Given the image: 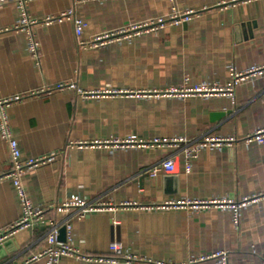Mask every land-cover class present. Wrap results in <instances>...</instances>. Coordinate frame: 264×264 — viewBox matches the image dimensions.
Here are the masks:
<instances>
[{
    "label": "crops",
    "instance_id": "crops-1",
    "mask_svg": "<svg viewBox=\"0 0 264 264\" xmlns=\"http://www.w3.org/2000/svg\"><path fill=\"white\" fill-rule=\"evenodd\" d=\"M73 6L84 20L82 39L142 24L174 13L190 18L156 31L102 46L78 43L70 20L44 23ZM31 32L39 42V64L27 50L28 31L16 29L21 12L0 4V97L31 94L7 108L21 157L54 153L52 161L26 172L30 201L47 217L72 222L70 245L81 257L58 264H264V141L245 137L264 125V73L247 74L231 94L167 95L169 88L215 83L231 85L230 67L246 72L264 63V0H28ZM74 81L94 90L111 87L130 94L83 96L57 89ZM49 87V90H43ZM42 90V91H41ZM233 137L220 150L205 148L184 170L150 177L146 169L174 154L170 146L111 148L74 143L109 138ZM9 167L0 139V173ZM71 195L87 200L136 201L152 208L56 212ZM221 198L247 203L237 214L215 204L195 210L187 201ZM184 201L178 207H156ZM12 183L0 181V232L20 215ZM236 217V221H234ZM47 224L20 229L0 243V264H47L32 259L48 247ZM58 241L66 232L60 229ZM136 256L111 263L100 256ZM217 253H224L223 263Z\"/></svg>",
    "mask_w": 264,
    "mask_h": 264
},
{
    "label": "built area",
    "instance_id": "built-area-1",
    "mask_svg": "<svg viewBox=\"0 0 264 264\" xmlns=\"http://www.w3.org/2000/svg\"><path fill=\"white\" fill-rule=\"evenodd\" d=\"M28 0H0V4L13 3L17 5L21 12V21L20 24L15 28L17 29H25L28 31V41H27V50L32 55L35 63L39 64V42L36 39L35 35L31 32L30 25L36 23L37 19H31L26 11L25 4ZM76 1V0H75ZM191 11H187L186 13H174L171 14L167 19L165 18H157L155 20L146 21L140 25L132 24L127 27L118 29L116 31H112L110 33H105L102 35H96L91 40H83L82 32L84 27V20L75 15L74 7L71 6L60 13L52 16H45L42 21L44 23H50L53 21H63L70 20L73 24V30L75 37L78 43L82 46H102L110 41L114 40H123L130 39L137 35H140L144 32L156 31L164 27V25L169 23H179L181 21H186L190 18ZM230 73L233 77V82L231 85L222 86L215 83H199L192 85L191 87L184 89L177 88H169L164 91V94L171 95H179V96H192V95H211V94H223L228 93L231 94L234 83L243 79L247 74H256V73H264V63L262 65H254L250 67L246 72H236L233 67H230ZM57 89L69 88L75 89L76 92L83 96L88 95H99V94H110L115 95L118 93L130 94L132 91H119L118 89L111 87H102L94 90H85L81 89L76 85L74 81L68 82H60L55 86ZM47 87L43 90H49ZM42 91V90H41ZM38 91H33L25 94H15L9 97H0V139L6 143L9 155V167L2 173H0V181L4 179H8L15 190L16 197L18 199L20 205V215L17 219H15L10 225H8L3 231L0 232V243H2L7 237L11 236L16 231L31 227L38 223H46L47 231H46V239L48 241V247L42 251L39 255H34L32 259H38L40 257H45L47 260V264H58L59 259L62 256H76L81 257L77 251L70 245L69 240L71 237L72 230V222L71 220H57L56 218L50 216L47 217L45 215V209L39 206L34 205L30 199L28 198L25 188L23 178L26 172L31 169L38 167L41 164L52 161L55 158L54 153H49L45 155H41L38 157H27L23 159L21 157V151L19 147V143L17 138L14 136L9 116L7 113V108L14 102L21 101L25 97L34 94ZM233 137H212L206 136L199 140L192 141L187 138L182 137H173V138H154L149 141H144L141 139H137L135 137H126V138H109L104 140H94L90 142H78L74 143L78 147L84 146H97V147H111V148H127V147H152L154 145L158 146H170L173 147L176 151L171 156L167 157L165 160L160 162L159 164L152 166L145 170L147 175L150 177H155L159 172L168 173L174 169L175 158L177 155H181L183 158L184 170L189 172L192 168L193 160L198 156L199 152L205 148L218 149L220 150L224 145H228L233 141ZM247 142L257 141L262 143L264 141V125L258 127L253 131V133L247 135L245 137ZM261 197L264 200V193L257 198ZM193 209L198 210L202 208H207L210 205L215 204L218 207H228L233 210L235 214L238 213L239 209L243 207L247 201L246 199L241 202L235 203L230 200H224L221 198H213L208 200H195V201H187ZM184 201H178L176 203H165L162 205H157L156 207H166V206H174L178 207L180 205L186 204ZM131 208L138 207L142 209L155 207L153 204H142L137 203L136 201H120V202H112L105 201L103 199H94L87 200L81 198L77 195H71L66 201L58 203L55 205L54 209L56 212H74L73 215L77 217H84L85 215L96 212V211H104V210H115L116 208ZM236 221V217L234 219ZM64 228L66 232L67 241L60 242L58 241V235L60 229ZM121 245L119 243L113 242L109 246L110 252L114 255L112 256H100L99 260L109 261L111 263H116L120 260L131 261L135 260L137 257L133 255H129L126 253H120ZM223 263H226V256L224 253H217ZM138 259V258H137Z\"/></svg>",
    "mask_w": 264,
    "mask_h": 264
},
{
    "label": "water",
    "instance_id": "water-1",
    "mask_svg": "<svg viewBox=\"0 0 264 264\" xmlns=\"http://www.w3.org/2000/svg\"><path fill=\"white\" fill-rule=\"evenodd\" d=\"M62 230H63V228H62Z\"/></svg>",
    "mask_w": 264,
    "mask_h": 264
}]
</instances>
